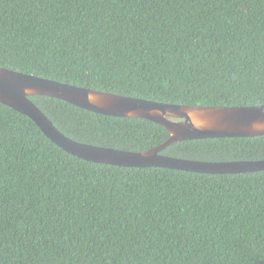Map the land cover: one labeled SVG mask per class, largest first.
<instances>
[{
  "label": "trees",
  "instance_id": "1",
  "mask_svg": "<svg viewBox=\"0 0 264 264\" xmlns=\"http://www.w3.org/2000/svg\"><path fill=\"white\" fill-rule=\"evenodd\" d=\"M0 66L201 105L264 104V0H0ZM67 136L154 148L165 126L30 97ZM163 154L264 159V135ZM0 264H264V170L209 174L88 161L0 102Z\"/></svg>",
  "mask_w": 264,
  "mask_h": 264
},
{
  "label": "water",
  "instance_id": "2",
  "mask_svg": "<svg viewBox=\"0 0 264 264\" xmlns=\"http://www.w3.org/2000/svg\"><path fill=\"white\" fill-rule=\"evenodd\" d=\"M59 98L86 110L159 123L170 137L143 151L99 146L75 140L61 130L30 98ZM0 102L30 117L55 144L88 161L128 166L166 167L209 174H238L264 170V159L206 161L163 154L168 146L202 138L264 135V104L224 106L169 103L78 86L0 66Z\"/></svg>",
  "mask_w": 264,
  "mask_h": 264
}]
</instances>
